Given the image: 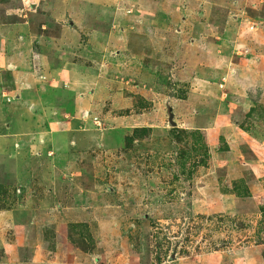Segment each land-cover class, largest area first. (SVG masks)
I'll return each mask as SVG.
<instances>
[{"label":"rangeland","instance_id":"obj_1","mask_svg":"<svg viewBox=\"0 0 264 264\" xmlns=\"http://www.w3.org/2000/svg\"><path fill=\"white\" fill-rule=\"evenodd\" d=\"M0 264H264V0H0Z\"/></svg>","mask_w":264,"mask_h":264}]
</instances>
